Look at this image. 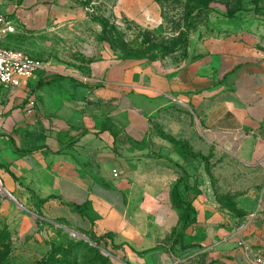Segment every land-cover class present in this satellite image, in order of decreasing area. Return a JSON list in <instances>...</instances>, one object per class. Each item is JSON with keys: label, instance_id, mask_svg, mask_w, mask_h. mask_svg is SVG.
<instances>
[{"label": "crops", "instance_id": "0c3cea01", "mask_svg": "<svg viewBox=\"0 0 264 264\" xmlns=\"http://www.w3.org/2000/svg\"><path fill=\"white\" fill-rule=\"evenodd\" d=\"M120 2L132 16L142 11L147 19L157 18L155 0ZM31 3L23 0L7 10L0 0V9L15 21V33L51 29L42 20L55 18V8ZM248 30L233 21L217 24L198 51L180 60L106 55L78 80L34 91L32 78L19 88L0 87L4 187L24 202L39 203L47 219L143 244V224L131 202L140 204L146 224L163 230L181 225L184 210L173 188L187 173L189 186L181 181L179 191L194 205L198 223L184 238L205 227L210 260L254 264L264 248V49ZM10 36L4 45L20 48L7 43ZM30 94L37 98L33 114L26 112ZM175 110L188 116L186 124L177 123L179 131L193 143L194 157L208 151L210 170L199 163L182 172L168 164L153 166L154 124ZM229 199L242 215L227 208Z\"/></svg>", "mask_w": 264, "mask_h": 264}, {"label": "rangeland", "instance_id": "374dc122", "mask_svg": "<svg viewBox=\"0 0 264 264\" xmlns=\"http://www.w3.org/2000/svg\"><path fill=\"white\" fill-rule=\"evenodd\" d=\"M155 1L157 18L150 20L142 11L132 16L120 0H31V6L44 4L56 12L50 21L42 20L51 28L43 34L30 30L7 40L46 63L31 77L29 90L37 89L38 83L44 87L81 79L92 61L106 55L145 61L184 59L192 50L198 51L217 24L230 21L249 26L250 40L264 49V0H212L208 7L201 0ZM22 2L4 0L7 10L20 7ZM187 117L175 110L155 122V150L152 147L150 152L153 166L168 164L182 172L184 166L199 163L210 170L208 151L203 157H194L193 143L183 139L179 131L177 123L186 124ZM183 151L189 156H183ZM137 185L139 199L143 189ZM12 193L23 206L0 189V264H219L208 257L207 228L203 227L200 234L195 230L190 239L177 243L181 225L163 230L151 222L146 224L139 203L131 202L130 210L137 211V221L143 224V244L120 234L105 236L106 232L95 228L47 219L39 203L24 202ZM227 208L234 215H242L232 200ZM197 223L195 220L191 225ZM198 250L201 253L195 254Z\"/></svg>", "mask_w": 264, "mask_h": 264}, {"label": "built area", "instance_id": "2783aa9c", "mask_svg": "<svg viewBox=\"0 0 264 264\" xmlns=\"http://www.w3.org/2000/svg\"><path fill=\"white\" fill-rule=\"evenodd\" d=\"M16 32L14 19L0 9V87L19 88L38 71L46 67L43 59L36 58L20 48L4 45L5 39ZM37 107V98L30 94L27 98L26 112L33 114ZM118 175V170L114 169ZM0 189L6 190L0 174ZM254 264H264V248L254 255Z\"/></svg>", "mask_w": 264, "mask_h": 264}, {"label": "trees", "instance_id": "16d2710c", "mask_svg": "<svg viewBox=\"0 0 264 264\" xmlns=\"http://www.w3.org/2000/svg\"><path fill=\"white\" fill-rule=\"evenodd\" d=\"M211 1L212 0H201V3L204 7H208ZM38 85L41 86L42 84L38 83ZM174 142L176 145H178L177 141L174 140ZM183 144L185 145V143H182V145ZM10 173L12 174V176L14 178H16L14 173H12V172H10ZM187 178H188L187 173L182 174L181 177L179 178L178 182L175 184V186L173 188V195H174V200L176 202V205L179 207H182L184 210L183 221H182L181 227H180L179 231L177 232L176 238H175V241L177 243H179V241L182 238H184L187 228L196 220V215H195L196 209H195L194 205L188 199L182 198L180 191H179V183L181 181H185V188L186 189L188 188L189 185L187 182ZM77 208L80 210L84 209V207H81L79 205L77 206ZM104 235L105 236L106 235L107 236H113V233L108 231Z\"/></svg>", "mask_w": 264, "mask_h": 264}, {"label": "water", "instance_id": "95a60500", "mask_svg": "<svg viewBox=\"0 0 264 264\" xmlns=\"http://www.w3.org/2000/svg\"><path fill=\"white\" fill-rule=\"evenodd\" d=\"M6 193L10 196V197H12L17 203H19L20 205H22V203H20L19 201H18V199L12 194V193H10L8 190H6ZM23 206V205H22Z\"/></svg>", "mask_w": 264, "mask_h": 264}, {"label": "bare ground", "instance_id": "6f19581e", "mask_svg": "<svg viewBox=\"0 0 264 264\" xmlns=\"http://www.w3.org/2000/svg\"><path fill=\"white\" fill-rule=\"evenodd\" d=\"M6 190H7V189H6ZM6 190H5V191H6Z\"/></svg>", "mask_w": 264, "mask_h": 264}]
</instances>
